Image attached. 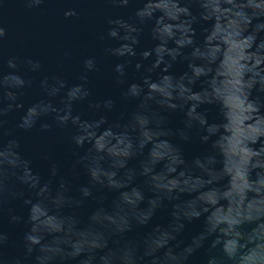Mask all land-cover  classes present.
<instances>
[{"label":"clouds","instance_id":"9594fccd","mask_svg":"<svg viewBox=\"0 0 264 264\" xmlns=\"http://www.w3.org/2000/svg\"><path fill=\"white\" fill-rule=\"evenodd\" d=\"M24 2L34 8L45 0ZM110 2L126 8L132 0ZM137 2L142 6L127 19L108 17L100 36L117 42L103 53L122 58L112 69L114 82L127 85L121 96L138 101L126 118L122 113L109 121L113 98L91 99L89 77L100 71L96 56L83 59L78 82L43 76L40 96L27 107L21 98L36 82L29 73H39L41 61L0 57V212L8 198H23L28 206L26 218L7 210L10 224L26 226L24 252L5 258L9 237L0 230V264H25L30 257L31 264H187L205 246V264H264V0ZM63 15L80 13L68 7ZM149 25L154 44L138 51ZM6 35L0 25V41ZM137 57L134 69L141 74L129 81ZM177 61L186 62L178 75L171 71ZM82 102L90 117L75 110ZM204 105L215 106L218 118L210 122ZM18 110L17 129L47 132L55 125L71 130L74 150L88 145L76 160L87 175L78 195L56 163L47 179L34 171L20 140L4 128L3 117ZM174 111L184 114V126L175 131L166 115ZM193 135L207 148L188 160L173 139ZM104 189L116 193L108 205ZM89 198L96 206L82 219L79 210ZM169 206L166 224L127 238ZM193 221L202 222L201 230L190 242L178 239Z\"/></svg>","mask_w":264,"mask_h":264},{"label":"water","instance_id":"95a60500","mask_svg":"<svg viewBox=\"0 0 264 264\" xmlns=\"http://www.w3.org/2000/svg\"><path fill=\"white\" fill-rule=\"evenodd\" d=\"M141 6L137 0H132L126 8L115 6L110 0H45L39 7L28 8L24 0H3V3L0 4V25L6 27L7 35L3 41H0V57L7 58L10 55H16L23 59L30 56L39 59L43 66L39 73H29V76L34 77L36 82L26 90V95L21 98L25 103V107L40 96L38 81L43 76L57 74L62 75L69 83L78 82L77 77L81 73L83 59L86 56H96L100 71L90 74L89 77V87L92 91L91 99L113 98L116 105L113 111L108 114L109 121L119 119L122 113L126 118L127 114L135 109L138 101L125 100L121 96L122 89L126 88L127 85H117L114 82L112 69L115 63L121 62L122 58L105 57L103 53L104 47L114 46L117 42L115 40L102 41L100 36L102 33H106L108 17L123 16L127 19L134 14L137 7ZM68 7H76L80 15L65 18L63 12ZM193 11H196V9L194 8ZM197 29L199 32V26H197ZM153 44L149 25L144 28L141 44L137 50L150 48ZM65 51H68L70 55L65 56ZM137 59L139 57L133 58V67L128 69L129 81L140 77L141 73L136 72L134 69ZM148 63L150 61H144V64ZM185 70L186 62L180 61H177L171 69L177 75ZM141 72H143V69H141ZM158 74L159 71L153 73V79H156ZM202 108L209 109L210 122L213 118H218V109L215 106L204 105ZM75 110L84 112L86 118L91 116V113L88 112L87 102L78 103ZM21 114L22 110L7 113L3 117L7 121L4 128L11 131L20 140L21 151L32 160L34 171L39 172L43 179H47L50 165L56 163L60 169L59 174L71 180L72 194L78 195L76 189L79 185L87 182V175L82 166L76 164V160L78 155L84 153L88 145L74 150L70 141L71 130L60 129L55 125L47 132H40L38 126L30 131L17 129L15 125L18 123ZM166 115L168 116V127L174 131L184 126L183 112L174 111L166 113ZM9 138L8 136L3 137L5 142ZM173 142L181 145L185 158L188 160L207 148V145L202 144L195 135L190 141H180L177 137L173 139ZM45 155L48 157L47 160L43 159ZM135 164V160L130 161V165L134 166ZM73 165H75V169ZM142 179V177L138 178L137 183L141 182ZM102 191L107 194V199L104 201L105 205L110 204L116 193L108 192L107 189ZM99 194L94 192V195ZM95 206V201L89 198L79 210L81 218L86 219L87 214ZM9 208H12L15 214L26 218L28 206L23 204V198H8L3 206V212H0V230L6 232L9 237L2 251L5 258L11 259L23 255L22 237L26 231V226L23 222L20 224H10L8 222L9 214L7 210ZM170 210V206L159 210L152 224L135 228L127 234V238H139L150 231L155 223L166 224ZM201 227V221H193L187 224L185 231L178 239H182L186 243L190 242L191 236L199 232ZM109 246L111 247L112 244L110 243ZM34 255L35 253H33V257ZM208 255L205 246V248H201L194 253L187 264H205ZM31 261L32 258L30 257L25 261V264H31ZM72 264H75V262H72Z\"/></svg>","mask_w":264,"mask_h":264}]
</instances>
